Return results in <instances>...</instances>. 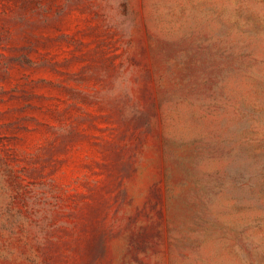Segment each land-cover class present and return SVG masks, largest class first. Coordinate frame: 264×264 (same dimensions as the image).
I'll return each instance as SVG.
<instances>
[{
	"label": "rangeland",
	"instance_id": "obj_1",
	"mask_svg": "<svg viewBox=\"0 0 264 264\" xmlns=\"http://www.w3.org/2000/svg\"><path fill=\"white\" fill-rule=\"evenodd\" d=\"M0 264H264V0H0Z\"/></svg>",
	"mask_w": 264,
	"mask_h": 264
}]
</instances>
